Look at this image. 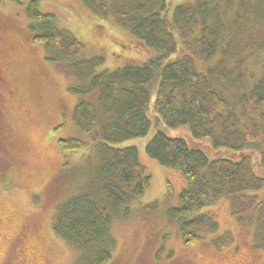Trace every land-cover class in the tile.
<instances>
[{
	"label": "trees",
	"instance_id": "16d2710c",
	"mask_svg": "<svg viewBox=\"0 0 264 264\" xmlns=\"http://www.w3.org/2000/svg\"><path fill=\"white\" fill-rule=\"evenodd\" d=\"M111 2L110 9L100 2L96 13H111L121 31L152 50L147 60L97 70L103 56L86 58L84 43L54 26L37 0H29L24 10L33 41L86 84L69 90L97 92L96 103L82 100L72 112L84 139L58 140L68 153L91 149L95 173L86 191L57 206L53 230L95 264L111 260L112 218L126 216L129 203L150 181L137 146L122 143L146 136L153 127L145 154L187 183L180 206L167 210L186 244L199 238L198 226H215L208 213H193L219 198L228 200L238 223L257 224L264 235V176L255 170H264V70L245 83L241 65L224 57L230 58V45L215 34L248 18L264 21V0H181L175 5L173 0H124L120 8ZM218 77L235 83L233 99L214 88ZM180 127L186 135L165 131ZM227 234L213 240L217 250L230 244Z\"/></svg>",
	"mask_w": 264,
	"mask_h": 264
},
{
	"label": "rangeland",
	"instance_id": "374dc122",
	"mask_svg": "<svg viewBox=\"0 0 264 264\" xmlns=\"http://www.w3.org/2000/svg\"><path fill=\"white\" fill-rule=\"evenodd\" d=\"M28 1L0 0V68L5 79L0 84V264H95L92 256L53 230V217L59 204L87 190L95 173L91 149L68 153L58 140L84 139L72 112L82 100L96 103L97 92L69 90L72 85L82 90L86 84L33 41L34 31L24 15ZM116 1L117 8L125 5L124 0ZM180 1L173 0V5ZM100 2L110 9L111 0H37V5L54 26L70 30L84 43L86 58L103 56L97 70L147 60L153 51L121 31L111 13L98 15ZM217 30L215 34L230 45L231 56L224 57L241 65L245 83L264 70V21L248 18L238 27ZM213 84L225 98L233 99L237 92L227 79L218 77ZM154 131L152 127L146 136L122 143L137 146L150 181L144 194L129 203L126 216L112 218L108 235L115 243L107 264H264L259 225L238 223L226 198L193 213H208L215 226H198L199 238L184 242L167 210L180 206L179 195L187 183L179 172L145 154L146 140ZM165 131L181 136L187 130ZM258 167L256 172L264 176ZM224 233L231 242L217 250L213 240Z\"/></svg>",
	"mask_w": 264,
	"mask_h": 264
},
{
	"label": "flooded vegetation",
	"instance_id": "af4514ba",
	"mask_svg": "<svg viewBox=\"0 0 264 264\" xmlns=\"http://www.w3.org/2000/svg\"><path fill=\"white\" fill-rule=\"evenodd\" d=\"M3 83H5V79L2 76V70L0 68V84H3Z\"/></svg>",
	"mask_w": 264,
	"mask_h": 264
}]
</instances>
